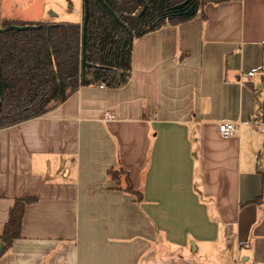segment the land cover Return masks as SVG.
<instances>
[{"label":"crops","instance_id":"obj_1","mask_svg":"<svg viewBox=\"0 0 264 264\" xmlns=\"http://www.w3.org/2000/svg\"><path fill=\"white\" fill-rule=\"evenodd\" d=\"M14 1L0 28L82 25L83 0ZM203 13L135 40L122 88L0 130V236L32 199L0 264H264V0ZM120 168L140 200L109 179Z\"/></svg>","mask_w":264,"mask_h":264},{"label":"trees","instance_id":"obj_2","mask_svg":"<svg viewBox=\"0 0 264 264\" xmlns=\"http://www.w3.org/2000/svg\"><path fill=\"white\" fill-rule=\"evenodd\" d=\"M188 1L185 9L176 6ZM229 0H87L86 61L81 71L82 26L76 23H24L4 20L8 26L33 27L25 31L0 33V130L41 117L66 101L80 87L103 85L111 89L125 86L131 76V52L135 40L163 26L191 20L198 12L205 18L207 4ZM192 6L194 13L182 17ZM117 17H115L109 12ZM116 185L125 179V193L140 200L129 173L110 169ZM28 197L14 199L0 241V257L20 237ZM260 197L241 204L260 203Z\"/></svg>","mask_w":264,"mask_h":264},{"label":"water","instance_id":"obj_3","mask_svg":"<svg viewBox=\"0 0 264 264\" xmlns=\"http://www.w3.org/2000/svg\"><path fill=\"white\" fill-rule=\"evenodd\" d=\"M87 3V0H83V6H85ZM188 4V1L176 6V10H182L184 9ZM109 12L117 19V17L109 10ZM194 13V8L192 6L188 7L185 11L181 12L182 17H187L190 16ZM82 50H81V71L82 74H84L85 70L87 67L91 66L87 61H86V49H85V42H86V28H87V18L86 16L83 15V21H82ZM33 27L29 26H16V25H11L8 26L5 30L0 28V33L3 31H25L28 29H32Z\"/></svg>","mask_w":264,"mask_h":264},{"label":"built area","instance_id":"obj_4","mask_svg":"<svg viewBox=\"0 0 264 264\" xmlns=\"http://www.w3.org/2000/svg\"><path fill=\"white\" fill-rule=\"evenodd\" d=\"M254 76V73H249L247 78H251ZM100 88H103V85H99ZM114 116L110 113H104L103 121H112ZM240 131L239 124L235 125L234 123H220L218 125V134L223 139H228L230 137L235 136Z\"/></svg>","mask_w":264,"mask_h":264},{"label":"rangeland","instance_id":"obj_5","mask_svg":"<svg viewBox=\"0 0 264 264\" xmlns=\"http://www.w3.org/2000/svg\"><path fill=\"white\" fill-rule=\"evenodd\" d=\"M15 1L14 0H0V6H1V10L2 11H6V10H10V9H14V5H15ZM18 5V4H16ZM16 22V21H15ZM124 180V184H125V179L124 177L122 176L121 177V180H120V183L121 181ZM125 187H126V184H125Z\"/></svg>","mask_w":264,"mask_h":264},{"label":"flooded vegetation","instance_id":"obj_6","mask_svg":"<svg viewBox=\"0 0 264 264\" xmlns=\"http://www.w3.org/2000/svg\"><path fill=\"white\" fill-rule=\"evenodd\" d=\"M185 9V8H184ZM187 9V8H186Z\"/></svg>","mask_w":264,"mask_h":264}]
</instances>
